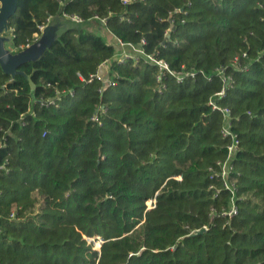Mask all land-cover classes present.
Wrapping results in <instances>:
<instances>
[{"label": "trees", "instance_id": "obj_1", "mask_svg": "<svg viewBox=\"0 0 264 264\" xmlns=\"http://www.w3.org/2000/svg\"><path fill=\"white\" fill-rule=\"evenodd\" d=\"M129 1L18 0L8 19L21 50L50 18L82 22L0 66V264H264V0ZM92 20L171 73L119 63Z\"/></svg>", "mask_w": 264, "mask_h": 264}, {"label": "built area", "instance_id": "obj_2", "mask_svg": "<svg viewBox=\"0 0 264 264\" xmlns=\"http://www.w3.org/2000/svg\"><path fill=\"white\" fill-rule=\"evenodd\" d=\"M130 1L129 0H122V3L123 4H127L129 3ZM64 17H67L68 19H70L72 22H75V23H81L82 21L76 17V16H71V17H68V16H65ZM103 24H105V20H101ZM45 27V26H44ZM44 27H42L40 29V32L44 29ZM36 39L35 41L37 40V35H35ZM118 42V46L121 47V48H130L132 51L135 52V54L132 56L126 52H122L118 55H115L114 59L117 60L119 63H123L125 60L127 59H131V58H142L144 59L145 62H148V63H151V64H154L157 69H158V75L156 77L157 81L160 82L162 80V76L166 73H171L169 67H168V64L162 60V59H157L153 56H151L150 54H146L143 52V50L141 48H138L134 45H131V44H124L122 43L121 41L117 40ZM144 42L141 41V45H143ZM107 63V62H105ZM103 63L101 66H100V69L101 67L104 66ZM108 64V63H107ZM224 69H218L217 70V74L221 76V82L223 83V87L224 85L227 86L230 84L231 82V78L228 77V76H225L224 74ZM191 78H194V75L191 74L190 76ZM92 79L95 78L99 81L102 82V88L99 90L100 92L102 91V89H105L106 87H114L115 86V83L109 79V77H105L99 70V72L91 77ZM176 79L177 81H181L182 80V76H176ZM224 95V88L221 89V91L217 92L214 94V97L211 98L209 100V105L213 108V109H217V110H220L222 115H223V127H222V135L223 137H229L230 138V145L228 146V156H227V159L222 163L220 164V168H221V171H220V176L221 178L225 181V186L227 189L231 190L232 186L228 184V182L226 181L231 169H232V165H231V159H232V156L234 155L235 151L237 150V145H238V141H237V138H236V135L233 134L231 132V128H230V111L229 109L227 108H218V106L214 103V98H218V97H221ZM106 112V108L103 106V105H100L97 110L95 111L94 115L91 117V120L96 122V123H99V117L101 115H103L104 113ZM236 214V209L234 206L231 207L230 211L227 213L228 216H232V215H235Z\"/></svg>", "mask_w": 264, "mask_h": 264}, {"label": "crops", "instance_id": "obj_3", "mask_svg": "<svg viewBox=\"0 0 264 264\" xmlns=\"http://www.w3.org/2000/svg\"><path fill=\"white\" fill-rule=\"evenodd\" d=\"M0 6L1 7H3V4H2V2L0 3ZM93 21V20H92ZM64 22L66 23V22H69V23H72V21L70 20V19H68L67 17H64V16H58V17H53V18H50L49 20H48V22H47V24L45 25V27H47L48 28V33L50 34V35H45L46 36V38L45 37H43V39H42V41L41 42H39L38 44H36L35 46H33L39 39H40V37L42 36V33H43V30L39 33V35H38V37H37V40L34 42V43H32L31 45H28V46H26L24 49H22V51H25L26 49H29L28 50V52H27V56L25 57V59H27V58H31V57H36L38 54H39V52H40V50H39V48L45 43V42H47V41H49L48 39H51V40H53V39H55L64 29H66V28H68V27H71L69 24V26H67V25H65L64 24ZM100 23V22H99ZM73 24V23H72ZM91 21H89V23H88V25H87V27L85 28V30L86 31H89V32H92V33H94V34H96V35H99V36H101L104 40H105V42L107 43V44H109V45H112V46H114L115 48H116V55H118V54H120V53H122V52H126V53H128V54H134L135 52L134 51H132L130 48H121V47H119L118 46V42H117V39L106 29V27H104V28H102V27H100V28H98V29H100V32L101 31H103L102 32V34L103 35H100V34H97L96 32H94L95 30V28L93 29L92 27H91ZM102 25V24H101ZM44 27V28H45ZM97 29V28H96ZM105 33H108V34H110L111 35V40H108V38L107 37H105L104 36V34ZM10 36L12 37V35L10 34ZM33 46V47H32ZM3 49H4V51H7V53L8 54H10L11 56H14V55H16V54H14V53H12V52H8V50L6 49V47H3ZM13 49V48H12ZM13 51V50H12ZM21 52V51H20ZM19 52V53H20ZM6 57V59H7V55H5L4 56V58ZM8 61H9V64H10V66H13L14 65V62L16 61V59L14 58H9V59H7ZM13 63V64H12ZM100 72L105 76V77H108V64L107 63H105L104 64V66L103 67H101V69H100Z\"/></svg>", "mask_w": 264, "mask_h": 264}, {"label": "water", "instance_id": "obj_4", "mask_svg": "<svg viewBox=\"0 0 264 264\" xmlns=\"http://www.w3.org/2000/svg\"><path fill=\"white\" fill-rule=\"evenodd\" d=\"M3 2V7L0 6V31H1V26L2 24H4L6 26V29H8V19L13 16L15 14V10H16V6H17V2L18 0H0V3ZM48 32V28L45 27L42 33V36L40 37V39L33 45L35 46L36 44H38L39 42L42 41L43 37L47 34ZM1 40V39H0ZM49 41L45 42L40 48V52L36 57H31L30 59L27 58L25 59V57L27 56V52L29 49H26L25 51H21L20 53L11 56L10 54L7 53V51H4L3 49V42L0 41V66L3 69V71L7 74H10L12 76H14L17 73V67L19 64L24 63L26 61H31V60H35L37 59L41 53L50 45L51 43V39H48ZM32 46V47H33ZM2 55H7V59L9 58H15L16 61L14 62L13 66H10L9 61L5 58L2 57ZM13 64V63H12ZM205 231V228L195 232V235H199L202 234ZM98 239V238H97ZM94 241V239H93ZM101 245L99 244L98 249H95L97 251L100 250Z\"/></svg>", "mask_w": 264, "mask_h": 264}, {"label": "rangeland", "instance_id": "obj_5", "mask_svg": "<svg viewBox=\"0 0 264 264\" xmlns=\"http://www.w3.org/2000/svg\"><path fill=\"white\" fill-rule=\"evenodd\" d=\"M64 24L67 25V26H69V25L72 26L73 25L72 23H69V22H66V23L64 22ZM90 25H91V27L93 29L95 28L94 29L95 30L94 32H96L97 34L103 35L102 34L103 31L100 32V29H98V28H100V27L104 28L105 26L104 25H101V23H99V21L93 20V21H91V24ZM48 32H47L46 36L51 34V33L49 34ZM10 34H11L10 30L9 29H6V26L4 24H2L1 31H0V39H1L0 41L3 42V47H6V49L8 50V52H12L14 54H18L22 50L21 49H12V47H11V36H10ZM46 36H44V37L46 38ZM104 36L107 37L108 40H111L112 39L111 38V35L108 34V33H105ZM134 54H130V55L133 56ZM2 57L4 58V55H2ZM147 205L150 206L151 203H148ZM91 241L94 244V249H97V246H99L100 243L98 241H93V240H91Z\"/></svg>", "mask_w": 264, "mask_h": 264}, {"label": "bare ground", "instance_id": "obj_6", "mask_svg": "<svg viewBox=\"0 0 264 264\" xmlns=\"http://www.w3.org/2000/svg\"><path fill=\"white\" fill-rule=\"evenodd\" d=\"M3 3V2H2Z\"/></svg>", "mask_w": 264, "mask_h": 264}]
</instances>
